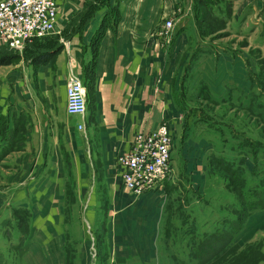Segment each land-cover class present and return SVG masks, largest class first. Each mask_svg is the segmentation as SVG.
Wrapping results in <instances>:
<instances>
[{
    "label": "crops",
    "instance_id": "0c3cea01",
    "mask_svg": "<svg viewBox=\"0 0 264 264\" xmlns=\"http://www.w3.org/2000/svg\"><path fill=\"white\" fill-rule=\"evenodd\" d=\"M181 2L115 0L114 23L110 24L106 16L103 17L104 10L96 9L89 20L79 25L83 27L80 38L61 41L60 47L54 51L50 49L43 59L38 60L34 52L31 58L18 57L14 62L0 65V87L3 89L0 90V105L9 98L6 104L12 109L9 108L8 112L14 114L16 121L25 118L21 122V130L25 129V146L17 150L16 159L7 158L9 168L16 171L11 175L21 179L17 189L24 192L33 181L38 188L35 190H50L51 193L45 196L47 201L57 199L59 203L63 200L64 180L56 166L49 165L50 171L32 168L27 163L33 160V165L40 164V139L44 140L51 133L55 135L56 118L60 116L66 123L64 133L71 134L76 130L85 139L88 169L102 172V184L108 195L109 233L116 236L113 247H110V256L118 263L131 256L139 262H148L157 256L156 239L168 192L166 188L170 189V183L176 179L170 170V175L155 189L133 194L122 183L117 156L130 148L137 131H149L164 121L172 136L170 169L173 166V141L175 135H179L178 125L182 123V109L175 104V92L181 85L182 76L178 70L191 42L190 27L182 22L187 21V16L183 19L177 15ZM58 3L60 27L73 14L82 12L85 0H58ZM169 17L176 19L173 27L164 24ZM99 27L101 34L96 47L85 58L87 49L82 45ZM87 60L92 68L93 91L92 94L86 93L87 108L82 117L66 112L65 84L71 71L83 78L81 65ZM187 71L183 81L186 91L193 89L190 84L198 87L201 81L218 95L227 90L224 86L233 90L236 85L243 91L248 87L240 62L225 54L212 55L201 51L192 59ZM2 112L4 110L0 109V114ZM79 122L84 124L83 129L78 128ZM71 128L74 129L72 132ZM189 137L180 136L185 139L183 154L187 155L191 167L201 162L190 158L189 151L192 154L193 150L202 146L207 148L208 144L206 141L200 144ZM73 155V159L79 158L75 148ZM200 179V170L193 169L190 184L200 188L197 182L193 183V180ZM92 186H88L87 198Z\"/></svg>",
    "mask_w": 264,
    "mask_h": 264
},
{
    "label": "rangeland",
    "instance_id": "374dc122",
    "mask_svg": "<svg viewBox=\"0 0 264 264\" xmlns=\"http://www.w3.org/2000/svg\"><path fill=\"white\" fill-rule=\"evenodd\" d=\"M115 7V0H98L94 8L104 10V16L111 21L116 14ZM177 15L179 18L187 16V21L182 22L188 24L191 31V42L181 61L179 76L191 51H194L193 58L201 51H206L212 55L225 54L239 61L244 77L248 78L244 79L248 86L246 91L233 85L231 99L217 105L203 99L190 101L191 90L186 88L189 94L184 90L183 106L189 105L197 110L189 113L186 118L182 115V123L177 128L179 135L185 139L190 136L200 144L206 141L208 147L197 148L192 154L189 151L190 158L199 159L198 161L201 162L190 167L187 155L183 154L182 146L185 139L182 140L178 134L175 135L171 174L175 178L184 176L191 183L192 170H200L201 179L193 180V183H198L201 189L192 185L191 189L206 196L204 203L197 202L195 207L197 224L200 229H205L214 223L213 218L216 212L229 210L225 200L221 199L225 195L231 199V194L228 193L224 184L228 175L220 168L211 167L208 157L213 155L216 146L221 143V136H229L225 131L226 124L244 129L248 131V134H253L251 135L253 137L257 135L256 133L264 134V114L257 116L236 104L237 99H240V103L243 104L245 96L242 93L246 92L247 95L250 91L254 94L251 105L255 110L264 104V95L259 91V87L264 89V0H182L180 8L177 9ZM73 17L74 14L70 18ZM169 20L173 27L176 23L175 17H169ZM68 22L70 19L60 27L59 24L57 25L58 31L49 35L53 36L52 39L38 42L31 39L26 42L20 54L13 57L4 56L5 50L0 49V65L14 62L18 57L24 60L31 58L30 56L34 55L32 48L37 43H40L38 48L41 49L59 45L62 39H72L77 36L80 38L83 27L74 25L68 27ZM92 38L93 35L82 45L88 53L85 58L90 53ZM81 68L84 73L86 64L81 65ZM252 82L255 85L251 86ZM189 86L193 88L192 92L198 90V87L193 84ZM224 87L227 89L224 91L226 95L231 89ZM1 88L0 90H3ZM8 99L0 105V109L4 110L0 114V264L118 263L110 256V247H113L116 236L109 233L110 219L106 217L108 195L102 184V172L88 169L85 139L79 133L77 134L76 130L71 134L67 131L64 133L66 123L60 116L56 118L58 125L55 135L51 133L49 137L45 136L44 140L40 139V164L33 165V160L27 163H30L32 168L34 166L36 169L40 167L41 170L46 168L50 171L49 165L56 166L55 168L63 174H61L65 188L63 200L61 199L59 203L57 199L47 201L45 196L51 193L50 190H35L38 188L33 181L29 184L34 185L28 184L24 192L17 189L21 179L11 175L16 171H13L12 167L9 168L10 161L8 162L7 158L16 159L17 150L25 146V129L21 130V122H24L25 118L16 121L14 114L8 112L11 107L6 104ZM201 109L210 115L213 121L203 116L199 111ZM73 130L71 128V132ZM230 142L232 141L222 145L227 147ZM74 148L79 158L73 159ZM207 151L211 153L206 154ZM9 153L11 155L8 156ZM261 153L260 151L258 157L264 156ZM29 155L33 159L31 151ZM244 164L249 170L253 167L249 160ZM27 179L30 180L31 176L28 175ZM91 184L93 189L90 197L87 198L88 186ZM166 190L170 191L169 188ZM220 191L222 193L219 194ZM36 199L38 202L35 201ZM208 209H211L210 213ZM213 211H215L214 214ZM176 215L177 213L172 214L175 226L179 222V217ZM165 232H171V229L163 225L162 235L159 238L161 247L164 239H168L165 237ZM174 234L173 230V237L170 238L172 241L177 239ZM232 241L236 246L233 247V252L221 258L218 257L212 264H227V260L234 255L237 259H243V264H264V208L253 211L243 219L242 226L237 230ZM98 248H100V254H96ZM131 257L126 260H130ZM133 261L130 260L129 264H134Z\"/></svg>",
    "mask_w": 264,
    "mask_h": 264
},
{
    "label": "trees",
    "instance_id": "16d2710c",
    "mask_svg": "<svg viewBox=\"0 0 264 264\" xmlns=\"http://www.w3.org/2000/svg\"><path fill=\"white\" fill-rule=\"evenodd\" d=\"M98 0H85V3L82 8V12L75 14L70 22H68V27L74 25L80 27L95 12V4ZM117 13V12H116ZM105 17V16H103ZM103 19V18H102ZM108 20V19H107ZM116 20L115 17L108 21L110 24L114 23ZM100 27L93 34L92 38V47L91 50L94 51L97 40L101 34ZM53 36L45 35L42 37L34 38L35 41L50 40ZM61 43V42H60ZM26 44V43H25ZM62 44V43H61ZM40 43L35 44L32 48L33 52L37 53L38 60L46 57L47 52L50 49L55 48L58 45L51 46L49 48H41L38 46ZM60 45V44H59ZM0 49L5 50L4 56L13 57L18 53L11 50L7 46H0ZM38 49V50H37ZM35 55V56H36ZM189 61L184 68V74L181 78V85L179 89L175 92L177 107L182 109V115L186 118L189 113L197 110L191 108L189 105L183 106V81L188 69L190 68L191 61L194 57V51H191L189 54ZM5 57V58H7ZM188 59V58H187ZM187 61V60H186ZM89 61L86 63V71L84 70V79L82 83L88 90L89 94H92V81L93 74L92 68L88 65ZM245 80L248 78L245 76ZM255 83H251V86ZM198 90L195 92H190L189 99L195 100H205L213 105L220 104L223 101H229L231 99L232 89L229 90L228 94L218 95L213 94L205 84L200 82ZM261 94L264 95V89H260ZM245 96V102L241 104V100L237 99V105H240L242 108L247 109V111L257 116L264 114V104L260 105L257 110H255L251 105L254 98V94L250 91L247 95L246 92L242 93ZM203 116L211 119L210 115L204 112L202 109L199 110ZM264 118V117H263ZM186 120V119H185ZM264 121V119H263ZM225 131L229 136H221V143L216 146V150L212 156L209 157V165L213 168L222 169L228 177L225 179L224 184L226 190L231 195V199H228L229 196L221 198L222 201L225 200L229 210H221L215 213L213 218V224L205 229H200L198 226L196 212L197 202H203L206 200V196H202L201 193L191 189V184L189 180L182 178H176L170 186V191L167 192L164 204L161 212V220L159 222L158 236L156 239L157 247V256L151 259L148 262H139L136 257H131L130 260L134 264H212L217 261L218 257H222L233 252V247L235 246L232 239L237 230L242 226L243 219L253 211L257 209L264 208V156L258 157L259 152L261 151L264 155V134H258L255 137L251 136L253 134H248V131L240 128H235L230 124H226ZM218 130V129H217ZM224 134L223 132H220ZM229 145L224 146L225 142H229ZM212 149V148H211ZM8 151V149H7ZM207 153H211L207 151ZM249 160L252 162V168L249 170L245 166L244 162ZM222 191L219 192V194ZM201 202V203H202ZM207 203V202H206ZM198 206V205H197ZM201 206V205H200ZM209 213L211 209H208ZM215 211H213L214 214ZM177 213L179 217L178 225L175 226L172 221V214ZM165 225L171 232H165V237L161 243L163 246H159V238L162 235V226ZM174 230L177 236V239L172 238V231ZM170 240V241H169ZM177 240L176 242H174ZM236 247V246H235ZM96 254H100V248L96 249ZM235 256V255H234ZM231 256L227 260V264H243V259H237L236 257ZM129 259L123 263H112V264H129Z\"/></svg>",
    "mask_w": 264,
    "mask_h": 264
},
{
    "label": "built area",
    "instance_id": "2783aa9c",
    "mask_svg": "<svg viewBox=\"0 0 264 264\" xmlns=\"http://www.w3.org/2000/svg\"><path fill=\"white\" fill-rule=\"evenodd\" d=\"M59 13L58 0H0V46L20 53L31 39L54 34ZM164 24L171 26L169 19ZM65 91L66 112L83 117L86 90L73 71L68 73ZM83 127L79 122L78 128ZM171 144L169 125L162 121L149 131H137L130 148L117 156L122 183L133 194L155 189L170 175Z\"/></svg>",
    "mask_w": 264,
    "mask_h": 264
},
{
    "label": "water",
    "instance_id": "95a60500",
    "mask_svg": "<svg viewBox=\"0 0 264 264\" xmlns=\"http://www.w3.org/2000/svg\"><path fill=\"white\" fill-rule=\"evenodd\" d=\"M59 47H60V45L56 46V47L53 48L51 51H54L55 49H57V48H59ZM189 57H190V56H189ZM189 57H188L187 61L184 63V66H183V68H182V75L184 74V68H185L186 64L188 63V61H189ZM181 78H182V76H181Z\"/></svg>",
    "mask_w": 264,
    "mask_h": 264
}]
</instances>
